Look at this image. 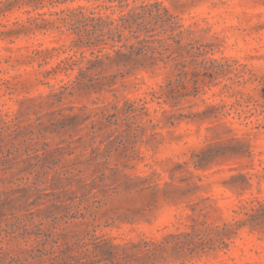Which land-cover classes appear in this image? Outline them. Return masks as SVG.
Masks as SVG:
<instances>
[{
	"label": "rangeland",
	"instance_id": "obj_1",
	"mask_svg": "<svg viewBox=\"0 0 264 264\" xmlns=\"http://www.w3.org/2000/svg\"><path fill=\"white\" fill-rule=\"evenodd\" d=\"M155 3L162 60L60 93L75 14ZM263 88L264 0H0V264H264Z\"/></svg>",
	"mask_w": 264,
	"mask_h": 264
},
{
	"label": "trees",
	"instance_id": "obj_2",
	"mask_svg": "<svg viewBox=\"0 0 264 264\" xmlns=\"http://www.w3.org/2000/svg\"><path fill=\"white\" fill-rule=\"evenodd\" d=\"M166 14L167 11L163 9L162 12L158 3L139 5L121 14L117 19H109L108 16L101 15H86L82 12L75 14L71 28L78 34V41L93 47L111 41L112 53L108 52L102 56L95 55L93 59H88L84 68L79 70L75 80L70 85L61 86L60 93L64 94L68 89L88 86L86 81L90 82L93 78L99 79L101 85L112 90L116 83V77L120 76L122 78L120 82L123 83L125 74L130 73L136 67L145 66L144 64L151 67L156 64L158 59L162 60L163 53L159 50L162 38L155 37L153 33H150L153 30L150 27L151 20L160 26L170 21V16L164 18ZM167 58L174 61L173 68H175L178 63L175 61L176 58L171 56H167ZM105 61L114 64L117 71L105 75L103 69L100 68L97 73H94L95 68L105 64Z\"/></svg>",
	"mask_w": 264,
	"mask_h": 264
}]
</instances>
